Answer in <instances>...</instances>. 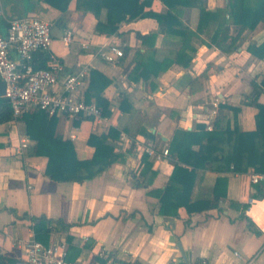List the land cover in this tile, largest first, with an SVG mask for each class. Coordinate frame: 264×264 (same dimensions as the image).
<instances>
[{
    "label": "crops",
    "instance_id": "1",
    "mask_svg": "<svg viewBox=\"0 0 264 264\" xmlns=\"http://www.w3.org/2000/svg\"><path fill=\"white\" fill-rule=\"evenodd\" d=\"M141 1L144 12L165 15L175 7L179 27L189 33L163 31L155 17L145 16L123 21L117 33L106 34L96 30L97 23L107 19L106 8L96 16L79 8L78 0H71L65 11L45 0H2V30L12 19L37 14L52 22L51 51L66 72L88 65L99 73L92 89L90 76L83 91L85 97L92 92L93 101L100 94L110 113L100 121L57 115V130L73 142L79 159H89L95 152L88 143L91 133L108 134L116 128L119 135L107 142L119 157L91 179L56 181L46 174L48 157L33 152L36 140L27 134L22 116L1 123L0 255L23 257L26 241L35 238L33 221L15 216L9 210L14 208L19 214L60 221V226L49 224V243L55 237L66 240L67 259L80 264H118L119 259L141 264H235V250L243 257L254 256L253 264H264V195L257 187L262 183L250 179L253 168L244 173L195 170L185 203L212 199L218 177L227 178V196L217 208L191 214L181 206L177 217L161 214L159 197L151 192L167 185L174 167L171 155L151 161L155 175L141 176L144 185L135 184L143 167V146L169 148L179 129L211 130L207 125L221 109L232 128L237 122L242 131L256 129L258 108L247 101L252 82L261 83L264 77V20L239 34L240 25L226 10L228 0ZM204 11L210 14L203 15ZM227 27L226 43L238 37L231 52L213 44ZM68 28L74 38L65 43L61 36ZM139 32L150 37L143 40ZM110 45L124 50L114 62L102 55ZM40 57L36 56V65ZM166 58L174 61L167 69L157 65L144 69L145 63ZM105 79L110 83L103 86ZM259 101L264 103V91ZM121 132L135 138L139 147L120 140ZM235 136L234 131L232 157ZM24 141L27 146L20 152ZM222 145L223 139L211 137L192 148L205 154L210 146ZM252 198L256 200L251 205Z\"/></svg>",
    "mask_w": 264,
    "mask_h": 264
},
{
    "label": "trees",
    "instance_id": "2",
    "mask_svg": "<svg viewBox=\"0 0 264 264\" xmlns=\"http://www.w3.org/2000/svg\"><path fill=\"white\" fill-rule=\"evenodd\" d=\"M52 6L65 11L71 0H45ZM169 2V0H165ZM78 7L84 10L92 11L96 16L102 8L107 10V19L105 22H98L96 30L101 33L115 34L119 31L121 22L128 21L137 17L153 16L155 17L163 31L176 30L181 34H188L186 29L179 27L180 23L177 19V12L174 13L175 7L165 14L155 12H144L145 2L141 0H78ZM170 4V3H169ZM174 8V9H173ZM178 10V9H176ZM232 22L240 25L239 34L246 28H253L258 22L264 20V0H228L227 9ZM179 11V10H178ZM210 12L204 11L203 15H209ZM2 27V26H1ZM176 28V29H175ZM228 27L223 30L219 37L213 39V44L225 52H231L236 47L238 37H232L229 43ZM188 32V33H187ZM137 35L146 40L150 36ZM264 53V44L261 46ZM182 53V52H181ZM40 57L38 67H45L48 55ZM41 56V55H39ZM184 56L179 57V61L183 62ZM191 57H188L184 64L190 63ZM174 61L166 58L162 62L151 61L145 63L144 69L148 70L151 65H157L159 69H167ZM98 72L92 71L91 89L97 79ZM110 83L109 79H105L103 86ZM253 90L248 95L247 103L258 108L256 115L257 127L252 131H242L238 128L237 122L231 127V122L224 112L219 110L212 121L211 130L192 131L179 129L175 133L171 141L169 151L173 158V170L171 172L167 185L160 190L151 191L159 197L161 214H170L177 217L178 209L184 206L189 214L210 208H217L221 198H226V177H218L212 199H198L193 202H186L188 188L195 170L199 168H209L216 172H248L253 168L255 172L264 173V103L259 101L260 94L264 91V77L261 83L252 82ZM91 94L86 95L87 101L91 100ZM98 105L104 106L103 115L106 116L110 112L107 109L108 103L102 99L100 94L96 96ZM23 120L27 124V134L36 140L33 152L38 155L48 157L46 174L56 181H78L83 182L91 179L108 168L117 160L118 154L114 151V147L107 142L110 136L117 137L119 131L111 128L108 134L97 135L91 133L88 143L95 147L94 155L89 159H79L76 149L71 140L65 139L58 132V118L49 115L42 109H35L32 112H26L22 115ZM15 119L12 104L9 100L0 96V124ZM78 123V122H77ZM236 132L235 146L233 157L232 137ZM218 137L223 139L221 147L210 146L205 154H200L192 148L195 144L206 143L209 138ZM142 169L140 173L135 175V184L144 185V181H140L141 176L150 179L152 171V163L146 153L142 155ZM152 179V178H151ZM258 191L260 195H264V182L259 184ZM246 207V206H245ZM20 219H30L33 221L35 230V239L49 244V224L60 226V221L48 219L45 216L30 215L27 212L19 214L14 208L9 209ZM37 220H40L37 222ZM5 264H15L14 259L0 255ZM118 264H141L140 261L128 262L126 260H117Z\"/></svg>",
    "mask_w": 264,
    "mask_h": 264
},
{
    "label": "built area",
    "instance_id": "3",
    "mask_svg": "<svg viewBox=\"0 0 264 264\" xmlns=\"http://www.w3.org/2000/svg\"><path fill=\"white\" fill-rule=\"evenodd\" d=\"M4 7L0 0V79L5 83V97L11 102L15 119L26 112L42 109L51 116L67 114L70 117L90 118L100 121L103 109L96 101H87L83 87L90 78L91 69L88 65H81L66 72L59 57L51 51L53 42V24L50 20L37 14H29L9 21L7 32L1 27ZM74 32L68 28L61 39L70 43ZM36 51L48 53L45 67L36 65ZM102 55L110 62H114L124 55V50L118 45H110L102 51ZM217 105V101L215 102ZM216 110L213 111L215 113ZM212 129V123H208ZM73 138L74 134L71 135ZM120 140L139 147L135 138L125 132L120 133ZM27 146L22 142L19 151ZM143 153L150 161L156 162L169 157L168 147L156 148L153 145L143 146ZM250 179L253 183H263L264 173L252 172ZM254 198L250 204L255 203ZM250 209H247V213ZM52 227V226H51ZM55 232V227H52ZM26 254L16 259L15 264H80L79 261H69L68 243L55 237L46 245L35 238L26 241ZM104 255V252H101ZM237 258L235 264H253L254 256L243 257L235 250ZM206 264V261H202Z\"/></svg>",
    "mask_w": 264,
    "mask_h": 264
},
{
    "label": "water",
    "instance_id": "4",
    "mask_svg": "<svg viewBox=\"0 0 264 264\" xmlns=\"http://www.w3.org/2000/svg\"><path fill=\"white\" fill-rule=\"evenodd\" d=\"M3 31L6 33L7 32V29H4ZM42 54H43V51H36L35 52V56L42 55ZM4 95H5V83H4L3 80L0 79V96H2L5 99H7V97H5ZM0 264H5L4 261L1 258H0Z\"/></svg>",
    "mask_w": 264,
    "mask_h": 264
}]
</instances>
